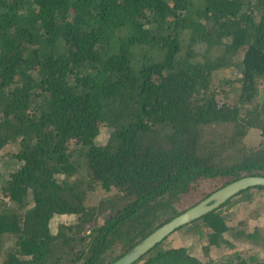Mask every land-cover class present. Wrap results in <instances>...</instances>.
Segmentation results:
<instances>
[{
    "label": "trees",
    "instance_id": "obj_1",
    "mask_svg": "<svg viewBox=\"0 0 264 264\" xmlns=\"http://www.w3.org/2000/svg\"><path fill=\"white\" fill-rule=\"evenodd\" d=\"M261 86L264 0H0V264H111L264 177ZM133 264H264V188Z\"/></svg>",
    "mask_w": 264,
    "mask_h": 264
},
{
    "label": "water",
    "instance_id": "obj_2",
    "mask_svg": "<svg viewBox=\"0 0 264 264\" xmlns=\"http://www.w3.org/2000/svg\"><path fill=\"white\" fill-rule=\"evenodd\" d=\"M253 187L264 188V177H244L216 190L206 199L166 222L147 237L134 245L126 254L111 264H133L157 244L164 241L177 229L194 222L202 216L216 210L226 201Z\"/></svg>",
    "mask_w": 264,
    "mask_h": 264
},
{
    "label": "rangeland",
    "instance_id": "obj_3",
    "mask_svg": "<svg viewBox=\"0 0 264 264\" xmlns=\"http://www.w3.org/2000/svg\"><path fill=\"white\" fill-rule=\"evenodd\" d=\"M231 70L232 69L220 71L216 76L220 77L221 75H227V74L230 73ZM217 78L218 77H216L215 80H217ZM260 97H261V99L264 98V86H261ZM105 137H106V132L103 131L101 133V135L98 137V139L96 140V142L97 143L103 142ZM258 140H259V133L257 131H251L248 134V136L246 137L245 142H246L247 145L251 146V145L256 144V142ZM206 186H209L211 188H215L216 187V183L215 182H213V183L205 182V183L201 184V187L204 188L205 190H210L211 189V188H205ZM72 222H73V217L72 216H56L50 221V230L52 232H55L56 231V227L59 224H69V223H72ZM174 237H175V235L171 236L170 239H174ZM195 244L196 243L192 239L184 240L183 243H182L183 246L189 248V250H190V252L192 254H194V255L197 254L198 255L199 254V252H198L199 249L197 251L195 250V247H196ZM10 246H11V244H7V247L5 246L6 249L2 250V253L0 255V262L3 259V254H5V252L9 249ZM242 248H243V246H242ZM244 248L246 249V247H244Z\"/></svg>",
    "mask_w": 264,
    "mask_h": 264
}]
</instances>
